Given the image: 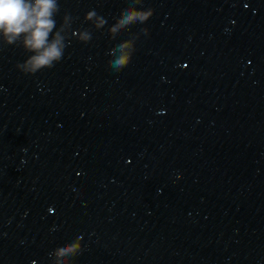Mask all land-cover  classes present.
Returning <instances> with one entry per match:
<instances>
[{"label": "water", "instance_id": "obj_1", "mask_svg": "<svg viewBox=\"0 0 264 264\" xmlns=\"http://www.w3.org/2000/svg\"><path fill=\"white\" fill-rule=\"evenodd\" d=\"M54 3L58 60L14 41L33 264H264V0Z\"/></svg>", "mask_w": 264, "mask_h": 264}, {"label": "clouds", "instance_id": "obj_2", "mask_svg": "<svg viewBox=\"0 0 264 264\" xmlns=\"http://www.w3.org/2000/svg\"><path fill=\"white\" fill-rule=\"evenodd\" d=\"M55 9L54 0H35L34 4L31 0H0V31L9 44L25 34V46L38 53L28 62L33 72L51 66L53 60L61 57L59 36L50 45L47 43L54 27L50 17ZM133 18L135 15L129 19ZM120 63H124V60Z\"/></svg>", "mask_w": 264, "mask_h": 264}]
</instances>
